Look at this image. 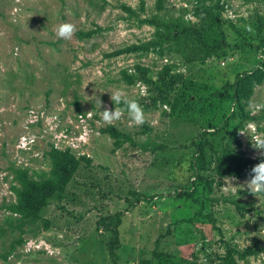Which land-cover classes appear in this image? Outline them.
I'll return each mask as SVG.
<instances>
[{"label":"rangeland","instance_id":"rangeland-1","mask_svg":"<svg viewBox=\"0 0 264 264\" xmlns=\"http://www.w3.org/2000/svg\"><path fill=\"white\" fill-rule=\"evenodd\" d=\"M263 41L264 0H0V264H109L114 211L118 264H264V193L235 174L260 162ZM116 89L146 123L103 122ZM55 151L75 169L30 222L17 176Z\"/></svg>","mask_w":264,"mask_h":264},{"label":"trees","instance_id":"trees-1","mask_svg":"<svg viewBox=\"0 0 264 264\" xmlns=\"http://www.w3.org/2000/svg\"><path fill=\"white\" fill-rule=\"evenodd\" d=\"M262 48L264 49V41L262 43ZM238 79L243 80V76L238 75ZM235 83L226 85L227 90L231 89L236 91ZM197 145V142H195ZM202 153L197 149L195 153V158L192 161V166L194 169H198L204 166V161L202 158ZM55 166L52 169V177L41 179L40 181L30 180L26 177L25 173L21 171L20 177L18 180L20 182L21 189L19 190V197L21 200V205L19 209L21 218H28V221H34V216L36 215L40 206L44 205L47 202V197H49L54 191H60L63 188V185L66 183L67 179L72 175L73 169H75L74 159L67 154H62L58 151L53 153ZM226 160L221 159V162ZM228 162V161H226ZM259 162H252L249 164L244 163L243 165L237 168L238 173L248 174L250 169ZM230 168V167H228ZM144 198L142 195H137L136 200ZM129 207L131 203L128 204ZM128 208V207H127ZM119 211H114L108 213V215L100 217L97 222L98 229H103L107 232H112L113 239L108 245L107 254L109 258V264H118L117 254L115 249L120 244L119 234H118V220H119Z\"/></svg>","mask_w":264,"mask_h":264},{"label":"clouds","instance_id":"clouds-1","mask_svg":"<svg viewBox=\"0 0 264 264\" xmlns=\"http://www.w3.org/2000/svg\"><path fill=\"white\" fill-rule=\"evenodd\" d=\"M76 27L74 24L69 22L60 23L56 28V36L59 39L71 40ZM110 99L112 103L116 106L123 105V107H115L114 109L103 105V102L99 97L95 98V103L98 105L99 109L103 107L100 111L101 119L106 124H113L116 121H120L127 114V119L129 126H142L146 123V118L144 110L137 99L130 98L126 92L122 89H116L110 94ZM250 109L254 111H260L264 109V103H252L249 105ZM243 134H246L242 132ZM247 135V134H246ZM248 136V135H247ZM249 137V136H248ZM252 147L257 151L259 163L255 164L248 173V179L244 182L243 187L253 194L264 193V134H255L251 137ZM230 183L235 181L236 177L228 178ZM233 185V184H232Z\"/></svg>","mask_w":264,"mask_h":264}]
</instances>
